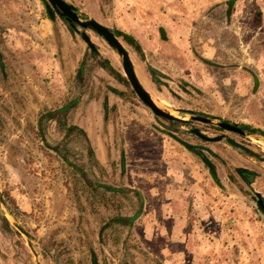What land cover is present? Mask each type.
Listing matches in <instances>:
<instances>
[{
  "label": "rangeland",
  "instance_id": "rangeland-1",
  "mask_svg": "<svg viewBox=\"0 0 264 264\" xmlns=\"http://www.w3.org/2000/svg\"><path fill=\"white\" fill-rule=\"evenodd\" d=\"M67 1L132 37L159 105L245 133L156 117L100 36L98 58L46 0H0V264H264V0Z\"/></svg>",
  "mask_w": 264,
  "mask_h": 264
},
{
  "label": "water",
  "instance_id": "water-1",
  "mask_svg": "<svg viewBox=\"0 0 264 264\" xmlns=\"http://www.w3.org/2000/svg\"><path fill=\"white\" fill-rule=\"evenodd\" d=\"M46 9L47 13L50 18H54L57 14L59 17H62L68 24V27L79 33L82 40L86 43L88 49L96 53L98 52L96 45L92 42L90 35L86 32V30H91L93 33L100 36L103 40L106 41V43L113 49L116 54L121 59V65L123 70V75L127 79L128 83L130 84L132 90L137 95V97L152 111V113L156 117H161L167 121H176V122H182V123H189V122H202L206 124H212L217 127H220L222 129L232 131L239 134H244L245 131L242 130L240 127H238L235 123H228L225 121H221L218 119H215L212 116L208 115H202L198 112L186 110V109H169L167 107L158 105V103L152 98V96L149 94V92L144 88L140 80L138 79L134 65L131 61L130 55L125 48V46L120 41L119 36L109 27L106 25L100 23L96 19L92 17H86L80 13V11L77 9L75 5L68 2L67 0H46ZM82 29V30H81ZM150 71L154 75L159 74V71L148 67ZM170 111H176L178 115H173L170 113ZM190 132L197 135L199 138L206 140V141H219L222 138H224L223 135H217V136H208L205 133H203L198 128H191ZM264 136V134H262ZM176 138V137H175ZM181 143L185 145L189 150H194L198 154L202 155L199 150H197L196 145L184 142L180 139H178ZM264 141V137H263ZM227 142L230 143L232 146H235L237 148H240L246 152L251 153L252 155L256 156L257 154L251 151L247 146L237 142L233 138H227ZM204 161L209 165V162L203 157ZM248 171L245 168H237L238 174L246 181V183H250V179H246L243 176V172ZM257 196H259L257 194ZM259 207H261L264 210V202L261 198H258L257 200ZM9 216L11 220L9 221L11 225H13L19 232L24 234L26 237H28V234L26 231L20 227L16 221L14 220L13 216L9 213ZM28 246L30 247L32 253L36 255V251L33 249L32 244L30 240H27Z\"/></svg>",
  "mask_w": 264,
  "mask_h": 264
},
{
  "label": "trees",
  "instance_id": "trees-1",
  "mask_svg": "<svg viewBox=\"0 0 264 264\" xmlns=\"http://www.w3.org/2000/svg\"><path fill=\"white\" fill-rule=\"evenodd\" d=\"M233 1L234 0H228L227 1V5H228V13L230 12V10H231V7H232V4H233ZM48 17H49V15H48ZM50 18V17H49ZM50 19H52V18H50ZM118 36H122L123 37V39L125 40V41H127V42H129V43H131L132 42V37L131 36H129L128 34H126V33H123L122 31H119V30H115L114 31ZM93 56L94 57H98V58H100L99 56V53H93ZM98 62H99V64H100V66L101 67H103V68H105L108 72H110V74H112L118 81H120V82H125L126 83V78H125V76L121 73V72H118L116 69H114L111 65H110V63H109V61L108 60H106V59H100V60H98ZM82 74V66H80L79 68H78V76H80ZM160 74V73H159ZM64 111V109H59V110H57V111H48V113H47V115H50V116H55V117H60L61 115H63L65 112H63ZM71 131V128L69 129V128H67L66 127V134H68V132H70ZM216 182L218 183V181H217V179H216ZM219 184V183H218ZM131 217H123V216H116V217H112L111 219H110V222H114V221H117V222H120V223H122V224H126V223H128V222H130L131 221Z\"/></svg>",
  "mask_w": 264,
  "mask_h": 264
},
{
  "label": "crops",
  "instance_id": "crops-1",
  "mask_svg": "<svg viewBox=\"0 0 264 264\" xmlns=\"http://www.w3.org/2000/svg\"><path fill=\"white\" fill-rule=\"evenodd\" d=\"M113 1L115 2L116 7L119 5V3H120V7H122L121 6L122 2H124V4L129 3V0H113ZM135 2L137 3L138 1L136 0ZM93 18L96 19L97 21H99L98 19H100V16L99 15H95V16H93ZM106 25L110 26V24H106Z\"/></svg>",
  "mask_w": 264,
  "mask_h": 264
},
{
  "label": "flooded vegetation",
  "instance_id": "flooded-vegetation-1",
  "mask_svg": "<svg viewBox=\"0 0 264 264\" xmlns=\"http://www.w3.org/2000/svg\"><path fill=\"white\" fill-rule=\"evenodd\" d=\"M122 42V41H121ZM123 43V42H122ZM97 48V47H96ZM98 50V49H97ZM93 53V52H92ZM98 53V52H96ZM135 67V66H134ZM144 86V85H143ZM242 129V128H241ZM253 173L251 171H245L243 172V176L246 178V179H249V177L252 175Z\"/></svg>",
  "mask_w": 264,
  "mask_h": 264
},
{
  "label": "bare ground",
  "instance_id": "bare-ground-1",
  "mask_svg": "<svg viewBox=\"0 0 264 264\" xmlns=\"http://www.w3.org/2000/svg\"><path fill=\"white\" fill-rule=\"evenodd\" d=\"M121 41V40H120ZM123 44V43H122ZM134 69H135V67H134ZM135 72H136V69H135ZM136 75H137V72H136ZM137 77H138V75H137ZM138 79H139V77H138ZM140 80V79H139ZM141 82V81H140ZM142 83V82H141ZM143 85V84H142ZM159 105V104H158ZM170 113H172L173 115H178V113L177 112H174V111H170Z\"/></svg>",
  "mask_w": 264,
  "mask_h": 264
}]
</instances>
